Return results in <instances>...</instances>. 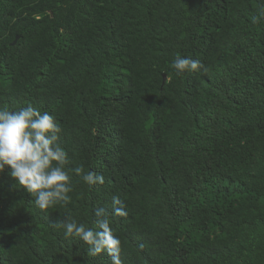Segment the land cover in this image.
I'll use <instances>...</instances> for the list:
<instances>
[{"label": "trees", "instance_id": "1", "mask_svg": "<svg viewBox=\"0 0 264 264\" xmlns=\"http://www.w3.org/2000/svg\"><path fill=\"white\" fill-rule=\"evenodd\" d=\"M262 7L0 0V109L54 117L73 188L70 204L43 212L0 173V264H111L53 226L71 217L95 230L97 207L123 264H264V17L252 23ZM177 56L208 71L179 74Z\"/></svg>", "mask_w": 264, "mask_h": 264}, {"label": "clouds", "instance_id": "2", "mask_svg": "<svg viewBox=\"0 0 264 264\" xmlns=\"http://www.w3.org/2000/svg\"><path fill=\"white\" fill-rule=\"evenodd\" d=\"M264 17V7L259 15L253 16L252 23L258 24ZM18 37H15V45ZM111 64L106 69L111 71ZM172 67L177 73L207 72V67L199 60L177 56ZM167 77L162 75V84ZM36 93V90H34ZM62 129L54 117L47 112L29 105L19 111L0 109V173L10 169L12 179L30 196L35 197V205L43 212L57 205L71 203L69 193L73 191L72 177L66 166L69 164L66 151L60 146L59 134ZM76 175L92 186L104 184L102 175L95 172L84 173L83 167L73 169ZM113 214L126 217L127 211L119 197H113ZM110 213L103 207L95 209V230L86 229L71 217L58 220L53 226L64 229L66 238H79L89 246L88 256L106 254L111 264H123L121 241L111 227ZM141 247H143L141 245Z\"/></svg>", "mask_w": 264, "mask_h": 264}, {"label": "water", "instance_id": "3", "mask_svg": "<svg viewBox=\"0 0 264 264\" xmlns=\"http://www.w3.org/2000/svg\"><path fill=\"white\" fill-rule=\"evenodd\" d=\"M15 42V41H14ZM14 42H13V44H14Z\"/></svg>", "mask_w": 264, "mask_h": 264}]
</instances>
